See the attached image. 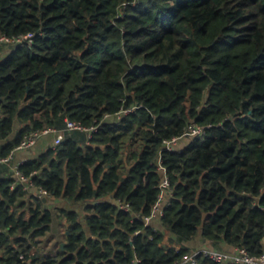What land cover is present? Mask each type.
I'll return each mask as SVG.
<instances>
[{"label": "trees", "instance_id": "1", "mask_svg": "<svg viewBox=\"0 0 264 264\" xmlns=\"http://www.w3.org/2000/svg\"><path fill=\"white\" fill-rule=\"evenodd\" d=\"M28 33L0 57V157L62 139L0 163V264H176L197 238L264 254V0H0V37Z\"/></svg>", "mask_w": 264, "mask_h": 264}, {"label": "built area", "instance_id": "2", "mask_svg": "<svg viewBox=\"0 0 264 264\" xmlns=\"http://www.w3.org/2000/svg\"><path fill=\"white\" fill-rule=\"evenodd\" d=\"M32 33H28L26 35H19L16 37H7V36H1L0 37V57L5 56L7 53L12 51L18 46H23L25 43L28 42L30 44L32 42ZM67 128L68 129H81V130H94L95 127L85 128L79 123H76L74 121H67ZM204 133L203 127L195 124L190 123L187 127V130L184 132L183 136L188 137H202ZM46 134H55V138L53 141V146L60 143L62 139V134L59 130L54 128H44L42 130H35L26 135L22 141L11 151V153L8 156L0 157V163H7L11 162L13 160L14 154L18 151L28 150L30 149L36 141L43 135ZM179 137H174L171 140H165V148L173 149L175 144H177ZM17 163L16 165L21 164ZM160 168L163 170L162 166ZM15 176L17 179L21 182H23L25 189H32L29 188L31 185L30 177L25 176L23 173H21L18 170V167L15 168ZM164 178L160 185L161 192L159 194V198L155 205L152 208V211L149 216L145 217L146 222H150L153 218H156L158 216H162L164 212V207L168 204L166 193H171L169 191V181L166 173L163 174ZM34 191L39 194L40 196L47 195V191L43 188L34 189ZM198 253H203L204 255L210 257L214 261L226 263V262H232L235 264H264V254L261 256H252L250 255L244 248L241 247H232L229 249H216V248H210V247H200L197 249H194L192 253L184 255L182 257V260L177 262L176 264H195L196 263V255ZM137 261H135V264H137ZM24 264H33L31 261H26Z\"/></svg>", "mask_w": 264, "mask_h": 264}, {"label": "crops", "instance_id": "3", "mask_svg": "<svg viewBox=\"0 0 264 264\" xmlns=\"http://www.w3.org/2000/svg\"><path fill=\"white\" fill-rule=\"evenodd\" d=\"M53 141H54V138L52 134H46V135L41 136L30 149L16 152L12 160L13 164L23 162L29 157L36 155L40 151L51 146ZM207 243L208 242L202 240L201 238H197L193 241L191 248L197 249V248H200L201 246L207 245ZM222 248L229 249L232 247L223 245Z\"/></svg>", "mask_w": 264, "mask_h": 264}, {"label": "rangeland", "instance_id": "4", "mask_svg": "<svg viewBox=\"0 0 264 264\" xmlns=\"http://www.w3.org/2000/svg\"><path fill=\"white\" fill-rule=\"evenodd\" d=\"M46 204L49 208H56L57 206L61 205V202H59L58 200L52 199V198H48ZM59 231H60V228H59L58 222L54 218L51 235H53V237H56V239H60V237H58Z\"/></svg>", "mask_w": 264, "mask_h": 264}]
</instances>
